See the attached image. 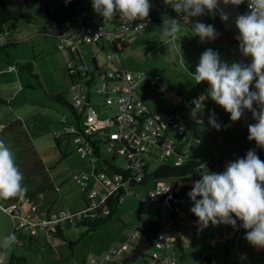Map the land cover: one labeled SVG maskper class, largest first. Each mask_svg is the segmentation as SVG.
Returning <instances> with one entry per match:
<instances>
[{
	"label": "rangeland",
	"instance_id": "1",
	"mask_svg": "<svg viewBox=\"0 0 264 264\" xmlns=\"http://www.w3.org/2000/svg\"><path fill=\"white\" fill-rule=\"evenodd\" d=\"M24 1L30 7H24L23 10L32 15V20L26 22L18 17L15 21L16 27L9 29L8 33H2L0 38V44L8 40L17 42L14 47L8 49L11 66L6 64L4 56L0 57V99L2 100L0 101V140H3L13 152L19 170L33 172L29 178L27 176L25 183L27 189L38 186L50 187L37 194L32 202L20 203L19 208L24 210V213L30 210V203H34L36 207L47 205L54 213L77 212L84 207L82 196L87 185L79 186L76 181L80 173L87 170L89 162L88 159L81 158L75 149L72 137L65 134L66 128L73 126L71 124H75L76 120L67 106L50 98L52 95L60 94L65 100L70 101L67 93L70 86L67 73L68 61L77 66L82 77L83 65L90 72L93 60H96L98 66L104 70L122 65L126 71L134 74L158 75L166 95L170 96L173 93L180 98L179 101L185 100L184 107L189 110L187 115L181 113L177 120L184 124V132L175 133L173 129L168 132L172 143L180 144L181 135L187 138L182 147L185 157L181 161L190 159L207 161L213 154L217 162L212 168L202 166L195 169L184 179H149L144 184H136L125 193L109 220L97 226L94 231H86V227L75 223L66 224L64 238L50 235L45 239L39 233L42 236L39 242L30 243L22 239L21 245H16L14 242L10 247H5L4 238L11 233L12 223L3 209L6 202L0 199V252L5 250L6 257L10 252L23 255L27 258L28 264H87L88 258L101 260L107 251H113V247L122 244L125 252L112 256L114 260L109 264L116 259L118 264H144L145 257L158 249L151 245L144 251V257L134 262L127 261L136 240L131 244L126 239L133 226L139 224L141 220L159 221L165 216L164 206L147 204L145 199L147 192L157 181L167 185L180 196L178 208L172 211L170 218L171 235L184 250L182 259L181 251L172 247V255L177 264H200L206 255L213 260V264H264V248L253 247L248 242L237 244L238 232L242 229V236L245 237L247 231L241 226V221H236L235 228L226 224L213 226L211 223L208 227L201 228L197 218L190 212L192 202L184 203L189 199L187 194L191 191L193 181L198 180L206 171L220 173L225 170L227 163L241 158L228 153H223L220 158V143L225 139L221 137L222 141L215 142L212 134L205 131L209 128V120L206 119L209 107L202 106L196 109L189 104L192 95L198 98L207 97L208 84L207 82L197 84L188 74L195 72L200 56L207 49L217 52L221 61L229 65L250 64L251 58L240 52L239 42L222 45L214 40L201 41L200 37L193 35L182 22L173 21L167 14H161L158 22L150 23L143 30L123 38L126 43L118 55L119 61L113 58V63L110 65L112 47L109 43H102L101 40H98L99 45L87 42L79 44V55L82 59L80 61L76 53L73 57L69 50L58 47L57 34L67 26V23L58 25L53 20L37 14L38 9L43 6H48L50 11L56 10L64 0H5V3L9 9L14 10ZM219 2L224 14L228 16L227 21L221 20L220 23L224 30L230 33V37L234 36L238 30L233 29V7L230 3H223V0ZM87 4L88 8L90 3L87 0H79L76 8L79 10ZM108 21L109 24L106 26L108 29L122 22L119 14ZM10 24L11 22H7L5 27L8 28ZM163 25L168 27L178 25L179 30L173 36H165ZM14 62L22 64L31 62V72L22 71L14 65ZM98 83L96 82L91 88L92 103L101 102V98L94 91ZM138 93L140 88L137 90ZM139 95L141 96V93ZM157 95L165 97L164 94ZM142 96L145 98L144 95ZM204 100L211 110L219 113L223 111L210 98ZM147 103L154 110V105L148 101ZM74 106L78 113L79 106ZM92 106L99 111L100 118L112 117L115 113L114 108L103 112V107L95 104ZM81 127L85 134L95 133L98 137L102 136L101 132L86 127L83 123ZM59 134L62 137L56 147L54 138ZM147 150L148 156L155 158L151 159L148 165V171L151 172L163 159L157 148L148 146ZM114 155V162L118 166L124 165L123 154L115 150ZM173 159L171 157V160ZM39 209L40 216L44 215L43 207ZM140 212H143V215ZM236 241L238 242L235 243ZM70 242L73 243L71 246H69ZM124 259L126 261L123 262Z\"/></svg>",
	"mask_w": 264,
	"mask_h": 264
},
{
	"label": "clouds",
	"instance_id": "2",
	"mask_svg": "<svg viewBox=\"0 0 264 264\" xmlns=\"http://www.w3.org/2000/svg\"><path fill=\"white\" fill-rule=\"evenodd\" d=\"M243 2L223 0L225 4L237 6ZM91 3L93 11L104 20L114 19L119 14L123 30H130L131 22L135 20H145L151 9L149 0H91ZM165 3L185 18L203 15L205 10L213 12L218 6V0H165ZM248 8L250 11L238 15L234 23L239 32L236 37L239 50L251 58V63L229 65L221 61L217 52L207 49L200 56L195 72L186 71L197 84H208L207 97L192 101L196 109L202 107L203 99L210 98L229 114L232 122L240 120L245 110L250 111L256 122L248 125L247 139L264 148V0H248ZM220 18L222 21L228 20L226 14ZM143 26L137 25L136 29ZM162 29L165 36H173L179 26L163 25ZM192 33L199 36L201 41L215 40L219 35L213 25L202 22L192 25ZM253 81L255 90H252ZM254 104L258 110L253 107ZM208 122L216 130L221 129L214 114ZM23 180L13 152L0 140V199H23L27 194ZM187 195L193 204L190 212L201 228L208 227L209 223L235 228L239 220L247 230L245 240L253 247L264 248V160L254 150H249L243 158L227 163L220 173L206 171L192 182ZM16 240L15 233H10L4 238V246L10 247Z\"/></svg>",
	"mask_w": 264,
	"mask_h": 264
},
{
	"label": "built area",
	"instance_id": "3",
	"mask_svg": "<svg viewBox=\"0 0 264 264\" xmlns=\"http://www.w3.org/2000/svg\"><path fill=\"white\" fill-rule=\"evenodd\" d=\"M161 1L165 0H149L151 4L149 16L143 21L135 20L131 22L130 30H123L121 28L122 22L116 24L112 29L106 30L104 29L106 20L93 11L91 0H89L90 7L79 10L73 19L68 22V25L57 35L59 40L58 47L65 48L71 52L81 42L97 43L98 40H105L113 46V53L110 55L109 60L112 61L113 58H116L119 61L118 54L122 47V42L118 37L119 34L143 30L146 25L151 23L156 11L160 9ZM231 6L236 12V17L250 11L248 0H244L238 6L232 4ZM213 12L218 17L224 14L219 0L217 8ZM173 16L179 20H189L191 18H185L183 14H178L174 9ZM141 24L144 25L142 29H136L137 25ZM134 29L136 30L131 31ZM233 29H236L235 23L233 24ZM67 68L74 76V80L72 79L68 89L69 97L74 105L79 106V109L84 113L83 124L86 127L108 132L106 136L111 141L107 147V152L114 153L115 150H119L124 156V168L132 170L131 176L125 179L116 173L96 172L95 156L91 154L90 148L81 144V138L75 135L76 151L81 158L88 159L90 165L88 171L80 173L76 183L79 186L82 184L87 185L84 195L88 197L90 206L99 207L109 195L119 188L124 189L128 193L129 189H127V185L130 180L135 183L142 182L145 177L146 164H150L151 159L153 160V158L148 156V146L157 148L163 160L174 157L173 164H181V159L185 157V152L183 149L173 146L166 138L164 126H169L175 133L181 134L184 132L185 126L182 121L177 122L180 114L184 113V110L180 112L169 111L165 114L153 116L147 115L146 104L137 97L135 92L136 87L140 83L153 86L157 91H164L158 75L134 74L124 70L122 67H118L115 70L108 69L103 71L97 81L99 82L98 85L94 87V91L97 95L102 96V104L113 107L115 113L112 117L100 118L99 111L92 106L93 103L91 101L93 97L91 88L96 83L88 84L86 79L75 78L78 70L75 65H72L71 61L67 62ZM193 100H196V98H193ZM213 114L215 117L217 116L216 113ZM213 114H210V116ZM66 131L76 132L71 126ZM181 136L183 140L187 139L185 135ZM113 141H117L115 142L117 146ZM93 186H96V188H92ZM176 194L167 185L161 182L158 183L157 181L154 182L153 187L147 192L145 198L147 204L164 206L166 214L159 220L160 228L152 243L158 251H154L145 257L144 264H177L172 255V247L175 246L170 227L171 211L176 208V202L179 199V196ZM3 209L9 215L13 228H21L22 233L31 234H36L39 230L45 235L46 239L49 237L47 235L49 227L58 223L60 219L67 217L62 212L52 213L50 217L35 215L33 214L34 206L25 213L16 204L4 207ZM102 212L107 213L108 210L103 208ZM140 214L143 215V212H140ZM33 218L36 220H33ZM141 230L138 226L134 227V230L127 235V240L134 243ZM15 243L21 245L19 240H16ZM122 247V244L113 247V251H107L101 260L90 257L87 259V264H109L112 256L119 254ZM4 259L5 250L0 252V262H3Z\"/></svg>",
	"mask_w": 264,
	"mask_h": 264
},
{
	"label": "trees",
	"instance_id": "4",
	"mask_svg": "<svg viewBox=\"0 0 264 264\" xmlns=\"http://www.w3.org/2000/svg\"><path fill=\"white\" fill-rule=\"evenodd\" d=\"M79 5V0H64V2L54 11H50L48 6H43L41 8L38 9L37 14L53 20L56 24L60 25L62 23H67L71 21L73 19V17L76 15V13L79 11L77 10L76 6ZM24 7L25 8H29L30 5L24 1L22 2L16 9L12 10L9 9L8 6L5 3V0H0V33H8L9 29H13L16 27L15 25V21L17 20V18H23L26 22H30L32 20V15L29 12H24ZM161 14H169V17L171 20L173 21H180L183 23V25L192 32V25L194 23L197 22H202L205 24H211L214 26V28L216 29V31L219 33L218 37L216 38L219 42L220 41H224V43L228 42V37H230L228 35V31H225L222 27H221V23H220V17H218L214 12H208L207 10H205V13L203 15H199V16H194L191 17L189 20H179V19H175L173 16V8L170 4L165 3V1H161L160 3V9L156 11L155 16L153 15V20L151 21V23L153 22H158L159 19V15ZM7 22H11L10 26L7 28L5 27V24ZM150 24V23H149ZM147 26V25H146ZM145 28V27H144ZM221 28V30H220ZM223 33V35H222ZM235 37L232 38V42L236 41L239 42L238 39L236 37L239 36V32L234 35ZM227 37V39H225ZM122 42V41H121ZM17 44V42L12 41V40H8L5 42H2L0 44V57L4 56L5 57V62L8 66H10V60L11 58H9V53H8V49L10 47H14ZM123 45V43H122ZM113 50V48H112ZM14 65H16L18 68H20L22 71L24 72H31L32 69V63L31 62H26L24 64L19 63V62H14ZM111 68H107L105 70H108ZM78 70V69H77ZM104 69H102L101 67L97 66L96 62L93 60L92 61V68L91 71L88 73L89 76L93 77L94 75H100L103 71H105ZM111 70H115V69H111ZM67 73L69 75L70 78V83L72 81V79L74 80V76L70 73V70L67 68ZM89 76H80L79 75V70H78V74L77 78L79 79H86ZM34 78L37 79V77L34 76ZM160 78V77H159ZM161 82V81H160ZM145 84V83H144ZM162 84V82H161ZM164 89V88H163ZM69 91V90H68ZM67 91L68 95L69 92ZM158 94H164L165 97L166 93L164 91H158ZM51 99L58 101L59 103L67 106L71 113L74 115V118L76 120L75 124H71L76 132H68L65 131V134L70 135L73 139V143L75 145L74 142V136L78 135L81 138V144H83V146H86L87 148L91 149V154H93L96 158V172H106L107 174H119L123 177V179L128 178L131 176L132 170L128 169V168H124V166H118L115 162H114V153H108L107 152V147L109 145V142L111 141L110 138L108 136H106V133L103 130L100 129H95L98 130L99 132H101L102 136L98 137L95 133H89V134H85L82 130L81 127V123H83V112L82 110L79 109V112H76V106H74V103L71 101L68 102L67 100L64 99V97L60 94H55L50 96ZM70 98V97H69ZM193 98L198 99V97L193 96L190 97V101L191 104L193 105V107H195V105L192 103ZM0 101H2L0 99ZM4 102V101H3ZM202 106L204 105V100L201 101ZM256 105V104H254ZM184 110V114L186 113V108H184L183 106H179V107H175L173 105L169 106L168 111H182ZM147 115L153 116L154 113H150V111L147 108ZM216 120L217 122H219L221 124V129L219 130V133L222 134L224 133V129L227 128L229 125V123H231L230 120V116L228 113H226L224 110L221 113H216ZM210 118V114L208 115L207 119L209 120ZM254 120L251 118L249 121H244V122H239V123H234L233 126H231V131H229V133H227V137L225 140H221L222 141V147H221V151L223 153L225 152H229L235 155L240 156L241 158L246 156V153L249 150H254L256 155L261 159L264 160V148L258 147L255 143V141H249L247 139L248 137V125L249 124H253L255 122H253ZM62 136L59 134L54 138V144L56 147H58V142L59 139ZM187 139H185L184 141H186ZM114 144H116L117 146V141H113ZM76 149V147H75ZM62 157H64V154L61 153ZM85 159V158H84ZM168 159H164L162 160L151 172L148 171V165L146 164V171H145V177L142 180V182H137L135 183L134 181H129L128 185H127V189H130V187L136 185V184H144L145 182H147L149 179H184L186 177H188L189 175L192 174V172L195 169H199L202 166H205L207 168H212L216 162L217 159L214 158L213 154L210 155L209 159L207 161L204 160H195V159H190V160H186L185 162H181V164L179 165H174L173 161H167ZM20 172H22L24 180H23V185L25 186V183L27 181V176L29 178L30 175H32L33 172H30L28 170H20ZM84 172V171H83ZM47 189H50V187H46ZM45 187L43 186H38L35 187L33 189H27V194L23 199L20 198H11V199H7L4 200L6 202V205L3 207H8L10 205L16 204L19 207L20 203H23L25 201H29L32 202V200H34L35 196L41 192H43L44 190H46ZM126 191L122 188H119L118 190L114 191L111 195H109L107 197V199L104 201V203L102 205H100L99 207H92L89 205V199L86 195H83V201H84V207L82 210L77 211V212H68V211H62V213L64 215H67V217L64 219H60V221L56 224H53L49 227L48 229V236L52 235V236H57V237H61L64 238V230L66 229V224H73L75 223L78 226H83L86 227V231H94L96 229L97 226L101 225L102 223L106 222L107 220H109L111 218V216L115 213V210L118 206V204L120 203V201L122 200L123 196L125 195ZM178 195V194H176ZM34 206L35 209L33 211V214L35 215H39L40 216V207H43V209L45 210V214L42 215L46 216V217H50V215L54 212H52L50 210L49 207H47V205L43 206L41 205L40 207H36V205L34 203H30V208ZM103 208H106L108 210L107 213H103L102 210ZM22 210V209H21ZM24 211V210H22ZM11 220V219H10ZM11 233H15L17 240H22V239H26L28 240L30 243L32 242H39L42 238V236L45 238V235L41 232V231H37L36 234H31V233H22L21 232V228H13L11 230ZM42 234V236H40V234ZM46 239V238H45ZM179 243V242H178ZM22 244V243H21ZM73 243H69V246H71ZM18 245V244H16ZM176 247V246H175ZM177 247L182 249L180 246V243L177 244ZM181 258L183 259V256L181 255ZM125 261V259H124ZM123 261V262H124ZM2 264H28L27 258L23 255L20 254H16L14 252H10V254L6 257L5 255V259L2 262ZM200 264H213V260L210 259V257L208 255L204 256L202 258V261L200 262ZM223 264H235V263H223Z\"/></svg>",
	"mask_w": 264,
	"mask_h": 264
},
{
	"label": "crops",
	"instance_id": "5",
	"mask_svg": "<svg viewBox=\"0 0 264 264\" xmlns=\"http://www.w3.org/2000/svg\"><path fill=\"white\" fill-rule=\"evenodd\" d=\"M150 1H152V0H150ZM87 2L89 3V0H87ZM86 6H88V4L87 5H85V6H82L79 10H81V9H83V8H87ZM89 7H90V4H89ZM88 7V8H89ZM234 10V9H233ZM168 16H169V14H167ZM232 18L235 20V18H236V12H235V10L233 11V14H232ZM220 20V22H221V19H219ZM233 20V21H234ZM116 23V22H115ZM109 24V21L108 20H106V24H105V26H104V29H106V30H110V29H108L106 26ZM221 27L224 29V27H223V25L221 24ZM60 33V32H59ZM58 33V34H59ZM135 33H137V32H126V33H120L119 34V38H120V40L122 41V43H123V45H122V47H121V50H120V52L122 51V48H123V46H124V44L126 43V40H124L123 38L126 36V35H132V34H135ZM57 34V35H58ZM230 33H228V35H229ZM102 41V43H109L110 45H111V47L113 48V46H112V44L110 43V42H107V41H105V40H101ZM81 43H83V42H81ZM80 43V44H81ZM87 43H89V42H87ZM91 44H94V43H91ZM97 44L99 45V42L97 41ZM79 45L78 46H76L75 48H74V50L73 51H71L70 52V55L71 56H73L74 57V53H76V55L78 56V58L77 59H79L80 61L82 60L81 59V57H80V55H79ZM119 52V53H120ZM119 55V54H118ZM118 58H119V56H118ZM95 62H96V60H94ZM113 62L112 61H110V65L112 64ZM97 64V63H96ZM97 66H98V64H97ZM77 67V66H76ZM119 66H115L114 68L112 67H109V68H111V69H116V68H118ZM121 67H122V65H121ZM122 68H124V67H122ZM83 69H84V76H89L88 75V71H87V69H86V67L83 65ZM124 70H125V68H124ZM80 74V73H79ZM102 74V73H101ZM100 74V75H101ZM100 75H94L93 77H91V76H89L87 79L88 80H86V82L88 83V84H92V83H96L97 81H98V79H99V77H100ZM80 76H81V74H80ZM161 80V79H160ZM162 82V81H161ZM141 84H142V86L143 87H141ZM254 84H255V81H253V87H252V90H255L254 89ZM162 86H163V83H162ZM139 88H140V93H141V96L139 95L140 93H138L137 94V90H139ZM164 88V87H163ZM135 92H136V95H137V97H139L146 105H147V108H148V110L150 111V113H154V115H158V114H165V113H167V112H169L168 111V109H169V106L170 105H173V106H175V107H179V106H183L184 107V105L186 106V104H185V100H180L179 101V97L178 96H176V95H174L173 93H171V95L170 96H167V98L166 97H162V96H160V95H157L158 94V91L153 87V86H150V85H147V84H144V83H140L137 87H136V89H135ZM164 92H165V90H164ZM95 95V94H94ZM142 95H144L145 96V98L142 96ZM194 95H192V96H190V97H193ZM99 97L101 98V102H98V103H93V104H95V106H101V107H103V112H106L109 108H113V107H110V106H104L103 104H102V96L101 95H99ZM142 97V98H141ZM197 97V96H196ZM93 98V97H92ZM91 98V99H92ZM182 98H184V97H182ZM161 99V100H160ZM199 99V98H198ZM166 102H165V101ZM204 100V99H203ZM147 101L148 102H150L151 104H153L154 106V110H152L150 107H149V104L147 103ZM156 102V103H155ZM189 104H191V101H190V103ZM204 107H206V108H208L209 107V110H208V113L209 114H213V113H218L219 114V112H216V111H213V109L211 110L210 109V106H209V104L207 103V102H205V100H204V105H203ZM190 107V106H189ZM185 108V107H184ZM195 108V107H194ZM187 110V109H186ZM188 111L189 110H187L186 111V113L184 114V115H187V113H188ZM208 114V115H209ZM206 118V117H205ZM207 119V118H206ZM67 129V128H66ZM208 129H215V128H213L210 124H209V128ZM171 130V128L169 127V126H166L165 127V136H166V138L171 142V140L169 139V136H168V132ZM66 131V130H65ZM209 134L211 133L212 134V137L214 138V141L215 142H217V140L218 141H221L222 139H220L222 136L219 134V133H217V132H208ZM184 140H183V138L181 137V142H180V144H178V143H172L173 144V146H175L176 148H180V149H183L182 147H183V144H184ZM174 158V157H173ZM155 159V158H154ZM153 159V160H154ZM156 159H157V155H156ZM168 160L170 161L171 160V158H168ZM167 160V161H168ZM223 164V163H222ZM90 169V165L88 166V168H87V170H85V171H88ZM179 198H180V196H179ZM187 201H184V203H187V202H191L190 201V199H186ZM179 201V200H178ZM178 201L176 202V208H178L177 206V203H178ZM155 205V204H154ZM171 213H172V211H171ZM171 216H172V214L170 215V218H171ZM140 227L141 229L143 228V220H141L140 221V223L139 224H137V225H135V226H133V230H134V227ZM244 229V228H243ZM132 230V231H133ZM243 230L241 229L239 232H238V234H237V236H238V241H236L235 243H237L238 245H240L242 242H247L246 240H245V238L242 236V232ZM173 237V236H172ZM241 237H243V239L241 240ZM128 239V238H127ZM126 239V240H127ZM241 240V241H240ZM128 241V240H127ZM129 242V241H128ZM129 243H131V242H129ZM132 244V243H131ZM177 244H179L176 240H175V238H174V246H176L175 248H178L177 247ZM180 246H181V244H180ZM181 248H182V246H181ZM178 250H180L181 251V255L183 256V258H184V250H183V248L182 249H180V248H178ZM125 252V248L124 247H122V250H121V252L119 253V254H122V253H124ZM120 257H118V259H119ZM112 260H114V258H112ZM122 260V259H121ZM124 261V260H123ZM126 261V260H125ZM112 264H118V261H117V259L115 260V261H113V263Z\"/></svg>",
	"mask_w": 264,
	"mask_h": 264
},
{
	"label": "water",
	"instance_id": "6",
	"mask_svg": "<svg viewBox=\"0 0 264 264\" xmlns=\"http://www.w3.org/2000/svg\"><path fill=\"white\" fill-rule=\"evenodd\" d=\"M221 30V28H220ZM223 35V33H222ZM235 36H231V37H228V42H232V38H234ZM227 39V37L225 38ZM214 42L218 43V44H226L224 43V41H218L217 39L214 40ZM236 43V41H234ZM254 108L255 105H253ZM258 110V108H256ZM252 118V114L250 111L248 110H245L244 111V114L243 116L241 117L240 120H238L239 122H244V121H249L250 119ZM238 121H235V122H232L229 124V126L227 128L224 129V133L220 134L218 130L216 129H205V131H210V132H217L219 133L224 139H226V137L228 136L227 133H229V131H231V126L234 125V123H239ZM253 122H256L255 120ZM221 147H222V142L220 143V152H221V156L220 158L222 157L223 155V152L221 151ZM225 153H228V154H232V153H229V152H225ZM219 158V159H220ZM159 228H160V223L159 221H153V220H143V228L134 244V247H133V250H132V254L127 258V261H131V262H134L136 261L138 258H142L144 256V251L152 245L153 241L155 240L156 238V235L159 231Z\"/></svg>",
	"mask_w": 264,
	"mask_h": 264
},
{
	"label": "flooded vegetation",
	"instance_id": "7",
	"mask_svg": "<svg viewBox=\"0 0 264 264\" xmlns=\"http://www.w3.org/2000/svg\"><path fill=\"white\" fill-rule=\"evenodd\" d=\"M255 107H256V108H258V106H257V105H255ZM229 124H230V123H229ZM229 124H228V125H229Z\"/></svg>",
	"mask_w": 264,
	"mask_h": 264
}]
</instances>
